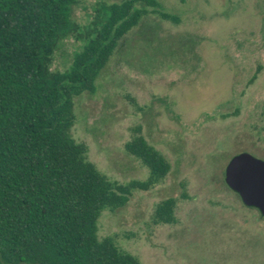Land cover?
I'll return each mask as SVG.
<instances>
[{
  "label": "rangeland",
  "instance_id": "1",
  "mask_svg": "<svg viewBox=\"0 0 264 264\" xmlns=\"http://www.w3.org/2000/svg\"><path fill=\"white\" fill-rule=\"evenodd\" d=\"M122 1L77 0L79 31L60 43L51 71L70 70L100 3ZM157 1L179 22L143 17L101 70L95 93L74 99L71 135L111 181L149 178L125 148L138 127L171 166L122 209L103 211L99 238L114 236L141 264H264V217L225 183L235 156L264 161V0ZM168 198L177 201V221L157 225L155 208Z\"/></svg>",
  "mask_w": 264,
  "mask_h": 264
},
{
  "label": "trees",
  "instance_id": "2",
  "mask_svg": "<svg viewBox=\"0 0 264 264\" xmlns=\"http://www.w3.org/2000/svg\"><path fill=\"white\" fill-rule=\"evenodd\" d=\"M76 4L0 0V264H141L114 236L99 238V219L171 170L138 127L125 148L149 178L113 182L88 161V147L71 130L75 97L95 93L96 79L122 38L149 14L174 23L179 17L157 0L100 3L89 41L70 70L52 72L60 43L79 31L72 19ZM176 204L174 198L160 202L153 222L175 224Z\"/></svg>",
  "mask_w": 264,
  "mask_h": 264
},
{
  "label": "water",
  "instance_id": "3",
  "mask_svg": "<svg viewBox=\"0 0 264 264\" xmlns=\"http://www.w3.org/2000/svg\"><path fill=\"white\" fill-rule=\"evenodd\" d=\"M226 185L242 202L264 217V161L243 153L235 156L225 171Z\"/></svg>",
  "mask_w": 264,
  "mask_h": 264
}]
</instances>
